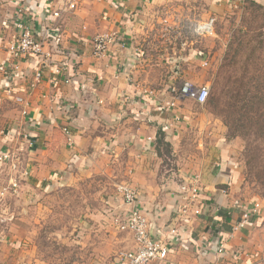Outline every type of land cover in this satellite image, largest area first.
Wrapping results in <instances>:
<instances>
[{
	"label": "crops",
	"instance_id": "crops-1",
	"mask_svg": "<svg viewBox=\"0 0 264 264\" xmlns=\"http://www.w3.org/2000/svg\"><path fill=\"white\" fill-rule=\"evenodd\" d=\"M148 2L0 0V63L9 60L6 45L16 33L13 17H17L19 7L36 19V29L45 23L51 27L44 47L50 56L41 62L36 58L21 60L18 75L11 83V95L6 93L0 73V110L9 117L10 125L5 147L0 150L12 153L0 174L4 172L3 178L8 180L13 173L18 192L44 180L62 183L68 176L78 180L103 167H118L123 171V181L137 188L138 207L155 235L167 227L181 202L177 190L181 179L199 174L207 205L204 213L180 223V240L170 249L167 260L150 264H264L262 203L249 225L232 237L225 236L231 228L228 214L231 213V220L239 215L234 205L253 201L238 196L236 185H232L231 169L224 163L223 140L215 138L211 146L203 147L201 156L194 155L192 172L181 167L173 178L159 177L158 142L169 143L175 152V142L195 128L219 135L213 118L202 109L203 104L187 97L174 102L171 82L158 78V55L147 53L149 50L143 47L149 39L148 31L141 30L145 28L143 14ZM54 10L60 12L59 17L52 15ZM108 30L120 33L123 45L114 44L106 55L93 56V37ZM169 41L172 51L174 43ZM158 42L162 51L163 39ZM61 65H65V70L58 76L54 72ZM37 68L43 70L42 82L30 88ZM66 77L71 79L68 83L63 81ZM15 95L26 99L27 106L17 104ZM11 163L16 165V171H12ZM117 204L121 208V200ZM111 207L110 216L116 211V207ZM128 235L133 249V238ZM220 240L225 244L226 253L222 256L214 249ZM237 248L244 249L245 254L234 261L230 254Z\"/></svg>",
	"mask_w": 264,
	"mask_h": 264
},
{
	"label": "rangeland",
	"instance_id": "rangeland-1",
	"mask_svg": "<svg viewBox=\"0 0 264 264\" xmlns=\"http://www.w3.org/2000/svg\"><path fill=\"white\" fill-rule=\"evenodd\" d=\"M149 1L141 30L148 31L145 51L158 55L155 76L169 80L175 89L185 82L193 91L207 85L202 109L213 118L219 135L195 128L175 142V152L160 145L159 177L173 178L181 167L192 172L194 155L201 156L203 147L220 138L237 195L264 205L262 106L254 104L250 112L244 107L239 115L230 110L235 107H228L234 97L239 96L240 107L254 95H264V11H253L251 0ZM210 20L213 35L196 30ZM159 39H163L162 51L157 47ZM169 40L174 43L172 51ZM226 115L239 116V135L228 134ZM9 129V117L0 110V148L5 147ZM122 173L118 167H103L78 180L68 176L62 183L44 180L26 190L0 193V264H116L120 253L132 248L129 233L116 229L110 222L111 210L108 213L120 200L116 186L125 182ZM3 176L4 172L0 188L7 185Z\"/></svg>",
	"mask_w": 264,
	"mask_h": 264
},
{
	"label": "built area",
	"instance_id": "built-area-1",
	"mask_svg": "<svg viewBox=\"0 0 264 264\" xmlns=\"http://www.w3.org/2000/svg\"><path fill=\"white\" fill-rule=\"evenodd\" d=\"M244 0H238L243 3ZM23 8L17 9V17H13L15 24V35L6 45L8 61L0 63V73L2 74V82L8 95L12 94L11 83L15 76L18 75L21 60L27 58H36L38 62L45 61L50 53L44 51L47 45V38L51 36V27L49 24H41L39 30L36 29L34 22L36 19L30 14L26 15ZM54 17H59L60 12L54 10ZM196 30L207 36L213 35V20L197 25ZM114 44L123 45V38L120 33L114 30H108L97 33L92 39V54L95 57L106 55L109 47ZM65 70V65L57 67L55 74L61 76ZM43 79V70L37 68L31 76L29 87L33 88L39 85ZM71 79L64 78L63 81L68 83ZM174 94V102L184 98H193L196 102L203 104L209 93V87L202 85L195 91L192 90L188 82L183 83L177 89L171 88ZM13 100L22 106H27V101L22 96L15 95ZM174 103L172 102L171 105ZM12 159V153L8 149L0 150V169L2 165ZM12 171H16V165L11 163ZM178 185V195L181 200L178 207L174 210V217L170 220L167 227H164L162 233L152 234L148 218L138 207V191L127 182H121L116 186V194L121 200V208L116 206V211L111 214L113 226L120 231H127L131 234L134 247L129 251H123L116 259V264H150L153 261L167 260L168 253L175 244L180 240L179 228L180 223H186L192 218H198L204 213L207 205H204L202 197V185L199 174H189L181 179ZM19 187L16 176L12 173L7 185L3 186L0 193L5 191L17 192ZM223 194H227L226 190H222ZM123 205V206H122ZM237 208L238 218L231 220L229 213V221H231L230 232L226 233V237H232V234L249 225L252 217L258 215L260 204L258 201L247 203L241 201L234 205ZM219 208L216 206L215 210ZM164 232V233H163ZM222 240V238H221ZM214 248L219 255H225V244L222 241ZM211 242L207 243V248H211ZM244 249L237 248L231 252L234 261L243 256Z\"/></svg>",
	"mask_w": 264,
	"mask_h": 264
},
{
	"label": "trees",
	"instance_id": "trees-1",
	"mask_svg": "<svg viewBox=\"0 0 264 264\" xmlns=\"http://www.w3.org/2000/svg\"><path fill=\"white\" fill-rule=\"evenodd\" d=\"M249 5L253 6V11H256V10L264 11V1H262V0H255V1L251 0L249 2ZM238 97H234V101L232 103L228 104L229 108H234V107L236 108V109H230L231 111H233L237 115H239L238 110L243 109L245 107V111L250 112L254 108V104H257V106H262L261 115H264V95H262L261 92L258 93V95H254L252 97V99L246 100L242 105H240V107L237 105ZM223 119H224L225 125L227 126L228 134L231 136L239 135L238 130H239L240 126H242L241 124H239V119H240L239 116H237V119H236L234 117H231L230 115H226L225 117L223 116ZM158 143H160V145H166V146L170 147L169 143L163 142L162 140ZM158 143H157V150L159 153L160 152L159 151L160 145ZM159 155H160V153H159ZM251 219H253V217ZM218 233H219V231H218Z\"/></svg>",
	"mask_w": 264,
	"mask_h": 264
}]
</instances>
